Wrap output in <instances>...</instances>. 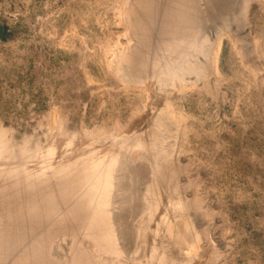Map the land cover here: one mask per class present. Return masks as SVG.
Here are the masks:
<instances>
[{
    "label": "rangeland",
    "instance_id": "1",
    "mask_svg": "<svg viewBox=\"0 0 264 264\" xmlns=\"http://www.w3.org/2000/svg\"><path fill=\"white\" fill-rule=\"evenodd\" d=\"M158 1L144 34L138 0H0V220L52 195L41 230L114 220L123 264H264V0H188L178 42Z\"/></svg>",
    "mask_w": 264,
    "mask_h": 264
},
{
    "label": "bare ground",
    "instance_id": "2",
    "mask_svg": "<svg viewBox=\"0 0 264 264\" xmlns=\"http://www.w3.org/2000/svg\"><path fill=\"white\" fill-rule=\"evenodd\" d=\"M156 1L157 3L159 2L158 0H138L139 6L144 4L146 8L150 7L148 9L149 11L146 12V15L144 14L142 16L141 12H137L135 14V16H137V24L141 25L138 27V29L144 32V34L148 32L147 30L149 27H152V18L157 16V12L153 11L152 8L153 5L157 4ZM187 2L188 0H168L164 4V6L167 8V11L169 10V15H166V17H169V25L172 27L170 34L176 40V42L179 41L178 38H185L186 33L189 34L185 27H189V25L190 27H195L198 22L197 6L194 5L193 13L188 16L191 20L189 25L186 26L184 24L182 17L184 16ZM207 2L209 3V6H211V9L216 7V4L213 0H207ZM219 5H223V3L220 2ZM139 6L137 5L136 7L139 8ZM185 52L186 51L183 50L181 56H184ZM93 186L94 185H92V187ZM52 200H54L52 195H42L35 198L31 203L27 202L26 207L29 206L30 208L36 209L33 212V215L35 214V216L31 215L30 217L20 218L19 212L7 211L11 217H7V220H5V218L0 220V222L3 224V229L0 230V264H4L5 258L14 250H16L17 253L12 257L9 264H65L66 262L59 261V257L56 255L59 254L60 248L55 246L54 240L56 236L55 233L59 232L66 234L67 229L72 231V236L76 240V244L73 245L71 249V252L75 254L74 256L76 257L70 259L66 264H97V262L91 258L92 253H89L87 248L82 245L81 238L77 236L80 233L83 234L82 236H87L92 239V242H90L89 239L88 240L90 243H93V251H96L99 254L109 253V255H113V258L116 260V262L113 258H106L107 260H104L100 258L98 254H96V258H99L100 260L102 259L100 264H123L122 261L125 259H122L121 261L120 258V256L123 254L125 255V253H123L124 251L121 250V247L125 245L122 243V241H120L122 237L120 238L118 232L115 235H109L107 233L112 232V230H110V226H112V224H109V222H113L114 220L111 221L109 219V222H107L103 219L97 220L93 218L92 220H87L82 218L74 219L73 222H71L73 218L59 217L54 220L49 219V225L45 226V229L41 230V226L43 227L44 223L48 222V218H50V216L53 215L54 211L56 210V203H48V201L52 202ZM82 200H88V194L86 197H82ZM40 201L45 203L41 204L39 203ZM81 204H83L85 207L89 205L86 202ZM11 206H14V204H11ZM97 206L98 205H95V209ZM41 207L45 209L40 210L39 208ZM27 234H31L29 239H25ZM85 241L87 240L84 239V242ZM84 242L83 244H86ZM108 260L110 262H108ZM138 264L146 263L139 261Z\"/></svg>",
    "mask_w": 264,
    "mask_h": 264
}]
</instances>
